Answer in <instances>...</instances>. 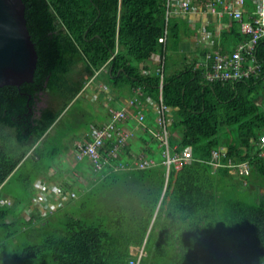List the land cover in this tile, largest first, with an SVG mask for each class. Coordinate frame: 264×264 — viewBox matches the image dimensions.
<instances>
[{"label":"trees","instance_id":"trees-1","mask_svg":"<svg viewBox=\"0 0 264 264\" xmlns=\"http://www.w3.org/2000/svg\"><path fill=\"white\" fill-rule=\"evenodd\" d=\"M23 1L38 63L33 82L0 88V264H131L141 253L139 264H264V39L256 73L209 81L206 54L171 63L180 21L167 18L166 0ZM230 26L238 44L247 41ZM161 69L177 151L194 157L180 169H168L156 135ZM94 81L108 92L91 100ZM138 94L154 113L135 128L124 127L130 115L118 122L130 134L108 168L83 159L79 176L52 173L92 126L124 108L122 97ZM117 142L107 139L100 154ZM213 150L226 153L217 168ZM139 155L155 163L134 167ZM37 183L76 197L45 199ZM38 199L50 213L27 216Z\"/></svg>","mask_w":264,"mask_h":264},{"label":"built area","instance_id":"built-area-1","mask_svg":"<svg viewBox=\"0 0 264 264\" xmlns=\"http://www.w3.org/2000/svg\"><path fill=\"white\" fill-rule=\"evenodd\" d=\"M256 6V11L253 15L244 13L243 8L246 6L248 0H233V3L227 0H209L207 8L208 11L215 14H220L217 10L218 4L223 6V10L230 15L231 19L236 21L239 25L241 33L248 37L247 41L240 42L236 49L231 54H222L219 51H212L206 54L204 67L207 68V78L209 81H240L243 78L249 77L251 74L256 73V70L260 68L255 60V52L259 42L264 39V0H251ZM233 5L239 8H234ZM197 10L192 4L191 0H166V14L167 18L174 15H179L185 12H191ZM212 64V69H209V63ZM250 62V64L248 63ZM255 62V63H254ZM162 65L165 66V58L162 57ZM248 65V69H246ZM165 82L164 69L160 70V94L157 102L154 105L155 114L157 115L158 132L157 136L163 142V155L165 157V164L168 169L175 167L180 169L183 164L190 163L193 160V153L191 148L185 151H177L179 149L178 143L172 136L171 125L173 121V109L164 103L162 89ZM99 90L108 92L106 85L101 84ZM146 99V98H145ZM149 101L150 99L147 98ZM145 101V100H144ZM144 101L142 102L139 97H135L128 101L127 107L121 110L113 111L112 118L109 124L96 127L92 126L81 138L74 144V156L77 161L83 159H89L94 166V170L100 171L110 164L111 157L118 158V152L120 145L129 137V132L126 129H119L117 127L118 122L125 121L127 115H130L128 111H133L135 119L139 126H142L146 118L144 112ZM151 103L153 102L150 100ZM117 138L118 142L113 150L108 154L109 156L103 157L100 154V149L103 148L107 139ZM262 145H264V136L260 138ZM224 151L213 150L212 151V164L215 168L220 166L221 157H225ZM133 159L132 164L134 167L145 169L150 165H153L154 160H148L142 158ZM227 165L233 166V162L228 160ZM124 168V166L120 165ZM242 171L248 170V165L243 164L239 166ZM37 187L40 190L42 196L50 197L58 201L59 199L67 200L66 195L70 198H75V193L63 194L58 190L55 184L45 186L44 184L37 183ZM35 206L38 208L41 216L45 217L50 213L51 206L49 203L43 202L41 199L35 201ZM33 213L32 209L26 210V215L29 216ZM142 253L139 255L136 262H130L131 264H139Z\"/></svg>","mask_w":264,"mask_h":264},{"label":"crops","instance_id":"crops-1","mask_svg":"<svg viewBox=\"0 0 264 264\" xmlns=\"http://www.w3.org/2000/svg\"><path fill=\"white\" fill-rule=\"evenodd\" d=\"M191 1L197 10L174 15L172 18L174 19L177 17L176 19L180 21V38L177 46H175V49L171 48L168 52V57L171 59V63H176L175 68H177L176 66H182L183 62L185 65V60L193 62L197 59H201L203 54H207L212 51H219L222 54H231L236 49V46H238L237 37L233 34L234 31L230 26L233 25L234 20L231 19L230 15L223 10V6L218 4L217 10L220 14H213L209 12L207 8L209 0ZM227 1L233 3V0ZM233 6L234 8H239L236 5ZM243 10L246 16L253 15L256 11V6L253 4V1L248 0ZM235 26L237 27V25ZM101 84L102 83L98 81L90 83L86 86L85 95H88V97L93 100L95 96L98 95L99 92H96V89H99ZM129 100V97H122L121 101L125 104L124 107H127ZM149 110L154 113L153 109H149L147 106L144 107L145 114H147ZM128 113L130 114V117L128 119V123L125 124L124 127L128 129L131 128V126H134L135 128L139 125L135 119V114L130 110ZM174 137L173 138L177 143L178 138L175 135ZM79 162L80 161L75 159L73 144L67 153L58 157L55 166L53 167L55 170H52V173H61L63 181H66L67 178H72V172L74 173V176H79L78 174L80 172L76 173V171H74V166ZM83 162L91 164L88 160H84ZM65 163L67 164L66 168L63 167ZM79 181L84 180L79 177Z\"/></svg>","mask_w":264,"mask_h":264},{"label":"water","instance_id":"water-1","mask_svg":"<svg viewBox=\"0 0 264 264\" xmlns=\"http://www.w3.org/2000/svg\"><path fill=\"white\" fill-rule=\"evenodd\" d=\"M37 63L24 1L0 0V88L33 82Z\"/></svg>","mask_w":264,"mask_h":264},{"label":"rangeland","instance_id":"rangeland-1","mask_svg":"<svg viewBox=\"0 0 264 264\" xmlns=\"http://www.w3.org/2000/svg\"><path fill=\"white\" fill-rule=\"evenodd\" d=\"M235 28H236V27H235ZM236 29H237V28H236ZM134 95H135V94H134ZM138 96H140V95L138 94L137 97H138ZM140 97H141V96H140ZM63 167L66 168V167H67V164L65 163ZM11 188L14 190V187H11V186H10V189H11ZM252 191H253V190H252ZM254 193H256V192H253L251 195H253ZM8 202H9V201H8ZM34 215H36L37 217H40V218L42 217L41 214L39 213V211H33V216H34ZM27 218H29V217H27Z\"/></svg>","mask_w":264,"mask_h":264},{"label":"bare ground","instance_id":"bare-ground-1","mask_svg":"<svg viewBox=\"0 0 264 264\" xmlns=\"http://www.w3.org/2000/svg\"><path fill=\"white\" fill-rule=\"evenodd\" d=\"M119 124V123H118Z\"/></svg>","mask_w":264,"mask_h":264}]
</instances>
